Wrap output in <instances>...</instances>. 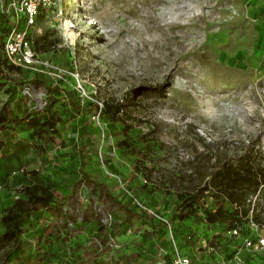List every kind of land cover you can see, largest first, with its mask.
<instances>
[{
	"label": "rangeland",
	"instance_id": "1",
	"mask_svg": "<svg viewBox=\"0 0 264 264\" xmlns=\"http://www.w3.org/2000/svg\"><path fill=\"white\" fill-rule=\"evenodd\" d=\"M8 3L0 0L2 38ZM57 8L33 29L51 67L23 68L0 90L9 121L0 128V264H80L81 245L104 250L110 264H175L178 253L192 264H264L262 195L236 232L177 214V191L200 186L220 163L249 154L264 166V0ZM34 116L55 131L35 132ZM34 183L60 202L7 241L5 210ZM50 224L61 236L48 243Z\"/></svg>",
	"mask_w": 264,
	"mask_h": 264
},
{
	"label": "trees",
	"instance_id": "2",
	"mask_svg": "<svg viewBox=\"0 0 264 264\" xmlns=\"http://www.w3.org/2000/svg\"><path fill=\"white\" fill-rule=\"evenodd\" d=\"M4 39L5 37H0V81H2L0 90L7 81L12 80L14 74H19L23 70L21 67L10 64L4 58ZM36 41L34 47L39 52ZM105 110L118 115L121 112V105L108 104ZM8 122L7 114L0 113V128H6ZM28 122L37 133L41 132L44 124L53 131L56 128L53 121L41 123L40 119L35 116L30 117ZM177 195L180 201L177 214L182 220L193 216L197 225L204 223L210 227L217 223H224L229 226L230 230L237 231L253 211L251 198L254 195L264 197V166L255 165L249 154L241 156L237 162L227 160L217 165L203 184L187 191H177ZM55 199L57 196L47 186L37 183L24 186L20 190V197L16 198L14 203L5 210L2 217L5 231L2 237L7 241L16 240L23 233L22 224L32 215L43 209H49ZM210 199L213 202L209 205ZM57 202L60 201L57 199ZM253 218L258 221V214H255ZM45 234L48 236V243L52 242L51 238L55 234L58 237L61 236L59 231L53 229L52 224L45 229ZM37 246L40 248L39 245ZM78 248L85 250L80 264H110L104 258V250L96 252L94 247L92 251H88L83 245ZM39 254H41V260L45 261L47 254L41 251Z\"/></svg>",
	"mask_w": 264,
	"mask_h": 264
},
{
	"label": "built area",
	"instance_id": "3",
	"mask_svg": "<svg viewBox=\"0 0 264 264\" xmlns=\"http://www.w3.org/2000/svg\"><path fill=\"white\" fill-rule=\"evenodd\" d=\"M57 1L9 0L5 14L9 15L12 27L4 39L3 55L10 64L35 72H38L40 67H51L34 47L33 29L38 24V19L43 12L53 11L56 15L63 12V9L57 8ZM134 202L139 209L144 207L140 201L135 200ZM261 244L264 247V239L261 240ZM175 264H192V262L188 256L178 253Z\"/></svg>",
	"mask_w": 264,
	"mask_h": 264
},
{
	"label": "bare ground",
	"instance_id": "4",
	"mask_svg": "<svg viewBox=\"0 0 264 264\" xmlns=\"http://www.w3.org/2000/svg\"><path fill=\"white\" fill-rule=\"evenodd\" d=\"M67 1H69V2H71V0H67ZM73 4V3H72ZM70 13L72 12V11H74V7H73V5L71 6L70 5ZM67 28H68V30H69V32H71V27L70 26H67Z\"/></svg>",
	"mask_w": 264,
	"mask_h": 264
}]
</instances>
